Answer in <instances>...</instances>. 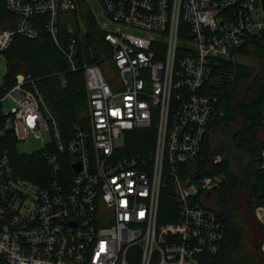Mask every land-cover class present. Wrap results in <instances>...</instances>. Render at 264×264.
<instances>
[{
    "label": "built area",
    "instance_id": "built-area-1",
    "mask_svg": "<svg viewBox=\"0 0 264 264\" xmlns=\"http://www.w3.org/2000/svg\"><path fill=\"white\" fill-rule=\"evenodd\" d=\"M261 1L91 0L108 51L81 63L71 26L60 39V15L76 0H2L15 22L0 29V55L15 37L49 36L65 72L83 73L89 117L64 140L23 74L0 98L14 103L0 111V264H203L218 253L225 229L210 203L222 177L195 166L218 113L210 90L227 76L221 64L249 40L264 45ZM135 130H152L154 147L125 155V134ZM8 134L48 136L38 182L15 173ZM163 199L174 205L168 224L159 223ZM256 215L264 223V210Z\"/></svg>",
    "mask_w": 264,
    "mask_h": 264
},
{
    "label": "trees",
    "instance_id": "trees-1",
    "mask_svg": "<svg viewBox=\"0 0 264 264\" xmlns=\"http://www.w3.org/2000/svg\"><path fill=\"white\" fill-rule=\"evenodd\" d=\"M90 1L76 0L75 11L60 15V39L71 38L67 31L71 26L81 63L97 61L108 51ZM14 22L15 18L0 0V29H10ZM3 55L7 74L0 98L15 84L16 75L30 76L56 117L64 140L73 136L74 126L87 128L89 116L83 73L65 72L61 55L49 36L42 35L36 40L15 37ZM221 67L227 76L210 90L218 97V113L205 135V160L195 167L201 175L222 177L212 192L210 206L223 219L225 234L218 253L205 256L203 264H264L260 249L264 223L256 215L257 209L264 210V172L258 168L259 151L264 142V137L261 139L264 131V45L247 41L236 50L232 61L223 62ZM224 81L229 82L226 91ZM125 136H130L126 142L130 153L141 154L154 147L152 130H135ZM16 142L13 134H8L4 140L15 173L37 182L46 171L41 154H19L15 150ZM214 156H219L220 160L215 162ZM240 166L239 174L237 168ZM160 207L159 223H171L168 216L174 211V205L163 199Z\"/></svg>",
    "mask_w": 264,
    "mask_h": 264
},
{
    "label": "rangeland",
    "instance_id": "rangeland-1",
    "mask_svg": "<svg viewBox=\"0 0 264 264\" xmlns=\"http://www.w3.org/2000/svg\"><path fill=\"white\" fill-rule=\"evenodd\" d=\"M89 1V0H88ZM7 74V67H6V59L4 55H0V92L3 90L4 87V80L5 76ZM2 107L5 108L7 111L11 110L14 107V103L10 100H4L2 101ZM262 137H264V131L261 133ZM130 138V136H125V150L121 151L123 154H129L131 152V149L127 146V140ZM42 139L44 142H42L40 139H36L33 135L29 136L26 142H16L15 150L19 154H25V155H37L39 154L37 150H41L43 148V145L47 142L48 136L46 134H43ZM241 166L243 165V162H239ZM237 168V173H241L242 167ZM39 181V178L37 182Z\"/></svg>",
    "mask_w": 264,
    "mask_h": 264
},
{
    "label": "water",
    "instance_id": "water-1",
    "mask_svg": "<svg viewBox=\"0 0 264 264\" xmlns=\"http://www.w3.org/2000/svg\"><path fill=\"white\" fill-rule=\"evenodd\" d=\"M261 6H262V9H263V13H264V0L261 1ZM255 43L258 44V41L256 40ZM232 56H233V51L230 52V57H232ZM228 85H229V82H227V81L223 82V87H224L225 91L227 90V86ZM74 167H75L76 171L80 170V165L79 164L74 165Z\"/></svg>",
    "mask_w": 264,
    "mask_h": 264
}]
</instances>
